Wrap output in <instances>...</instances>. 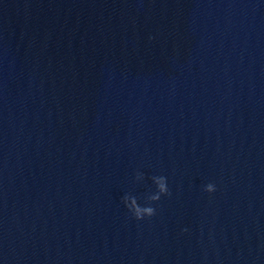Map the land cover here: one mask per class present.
<instances>
[{"label": "clouds", "instance_id": "1", "mask_svg": "<svg viewBox=\"0 0 264 264\" xmlns=\"http://www.w3.org/2000/svg\"><path fill=\"white\" fill-rule=\"evenodd\" d=\"M149 39H152L150 37ZM137 180H143L144 175L143 173H137L136 174ZM151 180L153 184L155 185V192L149 194L146 197V202L144 205H141L138 202L137 197L131 195V194H125L122 197V202L125 206V208L128 210V212L131 214V216L137 220L142 221L146 218H152L157 214V210L152 205L156 204L160 201L161 197L163 196H170L171 192L168 187L167 183V177L165 176H152ZM203 191H205L208 194H212L217 191V187L214 183H208L203 187ZM182 232H187L188 229L184 228L181 230Z\"/></svg>", "mask_w": 264, "mask_h": 264}]
</instances>
